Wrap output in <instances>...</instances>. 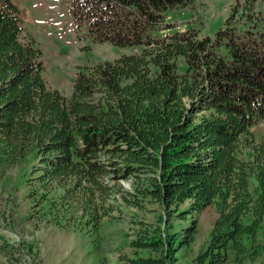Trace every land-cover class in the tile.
I'll return each mask as SVG.
<instances>
[{"label":"trees","instance_id":"trees-1","mask_svg":"<svg viewBox=\"0 0 264 264\" xmlns=\"http://www.w3.org/2000/svg\"><path fill=\"white\" fill-rule=\"evenodd\" d=\"M193 1L70 0L95 41L140 52L79 71L66 97L44 79L18 6L0 0V177L33 157L34 226L96 231L133 208L130 252L118 258L180 264L211 206L216 218L192 264L262 256L264 29L232 23L234 7L212 37L193 27L157 34L165 12ZM245 1L251 11L255 0Z\"/></svg>","mask_w":264,"mask_h":264},{"label":"rangeland","instance_id":"rangeland-1","mask_svg":"<svg viewBox=\"0 0 264 264\" xmlns=\"http://www.w3.org/2000/svg\"><path fill=\"white\" fill-rule=\"evenodd\" d=\"M11 1L21 11L24 33L42 51L43 76L48 86L66 97L71 95L79 71L122 54L140 52L138 46L120 47L95 41L87 27L74 21L70 0ZM234 7L233 11L239 14L232 23L237 20L241 26L250 28L260 24L264 29V0H255L251 11L245 0H194L185 7L165 12L157 34L165 36L174 29L193 27L200 37H212L224 27ZM247 12L254 16L245 17ZM33 160L30 156L25 164L12 166L0 177V264H124L118 257L122 252H130L128 215L135 210L124 207L122 218L103 219L96 231L80 230L73 224L34 226L28 219L33 202L25 181ZM122 184L129 187V181ZM215 218L211 206L197 215L193 242L178 252L180 264H192L196 254L206 247ZM244 264H264V253Z\"/></svg>","mask_w":264,"mask_h":264}]
</instances>
